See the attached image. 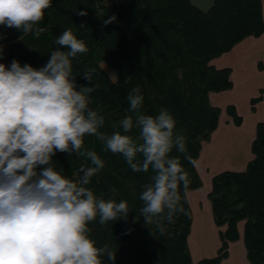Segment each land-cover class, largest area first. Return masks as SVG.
Listing matches in <instances>:
<instances>
[{
    "label": "trees",
    "instance_id": "obj_1",
    "mask_svg": "<svg viewBox=\"0 0 264 264\" xmlns=\"http://www.w3.org/2000/svg\"><path fill=\"white\" fill-rule=\"evenodd\" d=\"M264 0H213L202 10L191 0H52L39 27L46 29L39 38L23 35L15 28L0 25V63L10 65L15 59L34 68L44 66L55 39L64 30L85 42L89 51L73 61L77 86L99 85L91 94L94 110L105 117L100 131H122L119 122L126 115L127 93L136 86L144 97L142 112L156 115L167 108L176 120L175 132L185 136L187 154L194 162L201 142L217 126L220 109L212 105L208 92L230 89V67H215L210 60L229 51L248 35L264 33ZM80 12L86 13L80 15ZM107 22V23H106ZM66 50V49H61ZM106 63L115 72L111 78L101 66ZM259 68L261 63L258 62ZM85 68H94L92 82L81 76ZM264 97V86L250 98V108ZM234 124L241 116L233 104L225 108ZM129 135L138 138L139 130ZM84 148L94 150L105 167L86 186L105 200H124L129 205L125 219L101 225L91 222L90 235L97 246L107 244L116 252L114 264H193L187 244L192 213L185 192L181 190L183 213L174 215L161 235L154 225H146L139 214L142 186L150 182L152 172H133L124 158L104 149L94 136L84 137ZM253 158L242 171L224 170L212 177L208 198L214 223L226 225L219 232L221 244L212 257L196 264H219L227 255L228 242L237 239V221L245 219L244 245L250 264H264V121L256 125L252 142ZM190 180L189 189L202 181L194 163L173 148ZM52 166L64 177L78 180L82 167L91 166L75 152H57ZM104 264H112L104 258Z\"/></svg>",
    "mask_w": 264,
    "mask_h": 264
},
{
    "label": "clouds",
    "instance_id": "obj_2",
    "mask_svg": "<svg viewBox=\"0 0 264 264\" xmlns=\"http://www.w3.org/2000/svg\"><path fill=\"white\" fill-rule=\"evenodd\" d=\"M51 6L52 0H0V25L39 38L46 29L38 25ZM54 42L60 47L38 69L15 59L0 63V264H104L105 257L114 264L116 252L107 244L97 246L89 224L97 218L101 225L125 219L129 205L86 187L105 163L84 148V137H96L133 172L151 170L139 195V214L161 235L165 222L174 223V215L184 212L180 192L190 185L180 158L170 153L175 148L194 160L167 108L156 115L142 112L139 86L127 93L131 115L120 120L122 131H100L105 117L90 107L99 85L77 86L73 74L72 61L88 47L70 28ZM94 72L85 68L81 77L92 82ZM134 128L138 138L129 135ZM57 152H75L91 166L80 169L78 180L68 179L52 166Z\"/></svg>",
    "mask_w": 264,
    "mask_h": 264
},
{
    "label": "crops",
    "instance_id": "obj_3",
    "mask_svg": "<svg viewBox=\"0 0 264 264\" xmlns=\"http://www.w3.org/2000/svg\"><path fill=\"white\" fill-rule=\"evenodd\" d=\"M212 1L191 0L202 10L208 9ZM262 17H264V2H262ZM258 62L261 63L260 68ZM210 63L217 68L230 67V79L233 85L230 89L208 92L209 102L220 108L218 122L209 138L201 142L199 155L194 162L202 184L197 188L188 189L185 193L192 213L187 244L193 263L217 253L221 244L219 232L226 228L225 225L217 226L213 220L208 198L212 177L224 170L242 171L253 158L251 146L256 136V125L264 121V97L255 104L254 110L250 108V98L258 94L257 89L259 85L264 86V82L248 94H241L239 85L245 83L251 72L264 74V33L259 36H246L229 51L211 59ZM228 104H233L241 116L242 121L239 125L234 124L227 114L225 108ZM202 202L204 208L201 210L198 205ZM195 214L198 230L196 236L190 241ZM244 225L245 219L237 221L238 237L228 242L227 255L219 264H250L243 239Z\"/></svg>",
    "mask_w": 264,
    "mask_h": 264
},
{
    "label": "rangeland",
    "instance_id": "obj_4",
    "mask_svg": "<svg viewBox=\"0 0 264 264\" xmlns=\"http://www.w3.org/2000/svg\"><path fill=\"white\" fill-rule=\"evenodd\" d=\"M101 66L104 68V70L108 73V75L115 79V72L114 70L108 66L106 63L101 62ZM250 76L246 79L244 84L239 85V92L242 94H248L250 93L256 86H258L260 83L264 82V74L261 73H249ZM235 81L237 82V78H235ZM262 87L261 85H259L258 89ZM242 89H245V91H242ZM257 89V90H258ZM242 104V102H241ZM220 109V108H219ZM204 203L202 202L201 204L199 203L198 207L199 209H203L204 208ZM225 225V224H224ZM191 226V225H190ZM226 226V225H225ZM190 232V230H189ZM189 234V233H188ZM188 236V235H187ZM192 260V259H191ZM193 263V262H192ZM193 264H196V262H194Z\"/></svg>",
    "mask_w": 264,
    "mask_h": 264
},
{
    "label": "bare ground",
    "instance_id": "obj_5",
    "mask_svg": "<svg viewBox=\"0 0 264 264\" xmlns=\"http://www.w3.org/2000/svg\"><path fill=\"white\" fill-rule=\"evenodd\" d=\"M197 215H194V220H193V226H192V231L189 237V240H193L194 236H196L197 230H198V225H197Z\"/></svg>",
    "mask_w": 264,
    "mask_h": 264
}]
</instances>
